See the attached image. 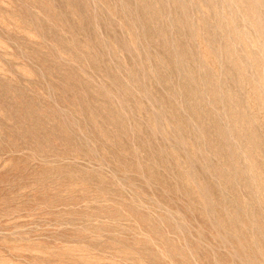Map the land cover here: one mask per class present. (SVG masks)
I'll use <instances>...</instances> for the list:
<instances>
[{"label":"rangeland","instance_id":"1","mask_svg":"<svg viewBox=\"0 0 264 264\" xmlns=\"http://www.w3.org/2000/svg\"><path fill=\"white\" fill-rule=\"evenodd\" d=\"M0 264H264V0H0Z\"/></svg>","mask_w":264,"mask_h":264}]
</instances>
